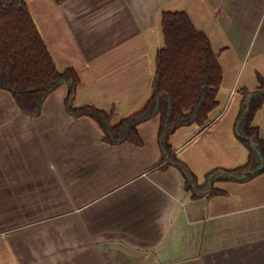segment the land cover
I'll use <instances>...</instances> for the list:
<instances>
[{"label": "crops", "instance_id": "0c3cea01", "mask_svg": "<svg viewBox=\"0 0 264 264\" xmlns=\"http://www.w3.org/2000/svg\"><path fill=\"white\" fill-rule=\"evenodd\" d=\"M26 1L57 67L81 77L75 105L114 107L115 122L152 96L163 14L186 11L223 80L209 121L172 135L175 154L200 182L247 162L235 123L242 89L264 77V0ZM67 94L60 86L35 117L0 89V264H264V172L194 199L166 165L159 116L139 125L143 145H112L66 111ZM253 124L264 138V105Z\"/></svg>", "mask_w": 264, "mask_h": 264}, {"label": "trees", "instance_id": "16d2710c", "mask_svg": "<svg viewBox=\"0 0 264 264\" xmlns=\"http://www.w3.org/2000/svg\"><path fill=\"white\" fill-rule=\"evenodd\" d=\"M62 4L67 0H54ZM164 46L157 51L153 93L144 107L115 122L116 109L95 105H75L81 77L69 67L60 70L34 20L26 0H0V89L9 91L21 111L40 116L47 98L62 85L68 86L67 112L88 116L104 133L103 141L116 145L131 142L143 145L139 125L160 117L158 144L166 165L182 172L185 188L194 199L213 197L224 191L220 181L246 182L264 172V138L253 124L264 105V77L254 90L242 89V102L235 133L249 150L245 164L215 168L200 182L190 167L176 154L171 137L182 127L203 126L219 105L223 80L219 56L205 31L199 30L186 11L165 12L162 18Z\"/></svg>", "mask_w": 264, "mask_h": 264}, {"label": "rangeland", "instance_id": "374dc122", "mask_svg": "<svg viewBox=\"0 0 264 264\" xmlns=\"http://www.w3.org/2000/svg\"><path fill=\"white\" fill-rule=\"evenodd\" d=\"M65 108H66V106H65ZM66 111H67V109H66Z\"/></svg>", "mask_w": 264, "mask_h": 264}]
</instances>
